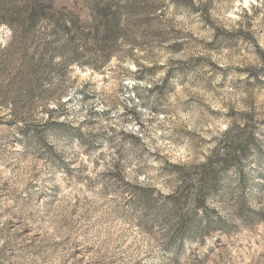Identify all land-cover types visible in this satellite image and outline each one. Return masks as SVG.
Here are the masks:
<instances>
[{"label": "rangeland", "instance_id": "rangeland-1", "mask_svg": "<svg viewBox=\"0 0 264 264\" xmlns=\"http://www.w3.org/2000/svg\"><path fill=\"white\" fill-rule=\"evenodd\" d=\"M0 264H264V0H0Z\"/></svg>", "mask_w": 264, "mask_h": 264}, {"label": "trees", "instance_id": "trees-1", "mask_svg": "<svg viewBox=\"0 0 264 264\" xmlns=\"http://www.w3.org/2000/svg\"><path fill=\"white\" fill-rule=\"evenodd\" d=\"M105 12H103L102 13V15L104 14ZM203 168H204V166H203ZM205 174V172L203 171L202 172V175H204ZM202 185H200L198 188V190H197V192H198V194H196V201H195V204H196V206L197 207H200V206H202L203 204V201H204V199H205V194L207 193V192H209V189H205L204 187L206 186V185H209L208 183H211L210 181H205V180H203L202 179ZM182 222V224L181 225H183V229L185 230V232H189L190 231V226H189V223L190 222H185V223H183L184 221L182 220L181 221ZM211 225L210 224H205V226L204 227H202V231H208V229H209V227H210Z\"/></svg>", "mask_w": 264, "mask_h": 264}]
</instances>
